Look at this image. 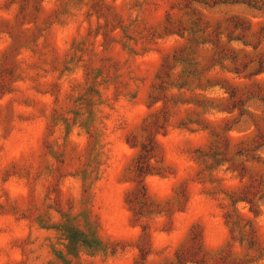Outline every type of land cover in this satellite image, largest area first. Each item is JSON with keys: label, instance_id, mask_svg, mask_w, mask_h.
<instances>
[{"label": "rangeland", "instance_id": "374dc122", "mask_svg": "<svg viewBox=\"0 0 264 264\" xmlns=\"http://www.w3.org/2000/svg\"><path fill=\"white\" fill-rule=\"evenodd\" d=\"M0 264H264V0H0Z\"/></svg>", "mask_w": 264, "mask_h": 264}]
</instances>
